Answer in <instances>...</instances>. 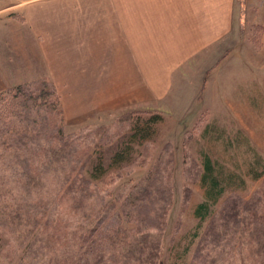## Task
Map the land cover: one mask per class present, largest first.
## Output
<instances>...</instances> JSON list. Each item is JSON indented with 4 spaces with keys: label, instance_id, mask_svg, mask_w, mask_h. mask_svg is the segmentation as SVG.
Here are the masks:
<instances>
[{
    "label": "rangeland",
    "instance_id": "1",
    "mask_svg": "<svg viewBox=\"0 0 264 264\" xmlns=\"http://www.w3.org/2000/svg\"><path fill=\"white\" fill-rule=\"evenodd\" d=\"M259 1L252 0V5L257 7ZM243 4L245 8L241 6V13L246 14L244 9L249 6L245 0ZM254 23V38L249 33L246 44L255 59L249 61L246 57L248 46L239 44L238 52L228 50L217 67L208 70L204 84L196 92L181 89L171 92L161 103L168 107L161 111L164 120L156 125L150 139L133 145L127 156L129 160L118 167L110 159L130 134L128 119L138 114L144 116L141 111L152 112V106L91 110L87 107L89 95L86 91L59 92L57 86L45 81L26 85L33 90L54 91L59 100L60 116L47 114L45 118L52 134L50 141L54 144L67 142V154L76 157L72 166L78 173L67 186L68 192L65 189L61 196L56 194L51 212L54 219L65 228L76 229L85 221L77 216L90 213L89 209H84V202L92 215L101 205L113 214L119 210L122 215L128 213L129 216L130 210H135L138 217L131 216L139 220L136 231H162L160 244L166 252L165 264H191L195 249L205 245H199L196 237L187 252L183 251L191 231L199 223L193 211L203 199L200 175L204 154L230 171L241 172L245 184L237 190L227 189L213 207L215 216L201 223L199 235L211 228L214 218L219 219L214 222L219 224L227 217L230 224L225 226V231L240 225L242 219L237 215L240 206L236 202L241 199L259 200L264 207V60L261 55L264 28L258 18ZM247 30L244 26L243 31ZM91 96L95 94L91 93ZM207 126L208 132H205ZM57 127H60V133L56 131ZM59 145H56L57 149L54 146L56 150L53 147L54 153H63ZM98 159L102 160L106 174L100 180L87 182L83 177H87L86 171L91 170ZM251 168H256L261 176L250 179ZM87 194L90 199L84 198ZM145 196L150 202L139 203ZM151 248L150 253H154L157 245ZM239 257L234 254L232 261L245 264ZM216 261L231 262L224 254ZM0 264H25L13 241L7 244L5 239L0 240Z\"/></svg>",
    "mask_w": 264,
    "mask_h": 264
},
{
    "label": "crops",
    "instance_id": "2",
    "mask_svg": "<svg viewBox=\"0 0 264 264\" xmlns=\"http://www.w3.org/2000/svg\"><path fill=\"white\" fill-rule=\"evenodd\" d=\"M245 2L246 14L244 0H0V92L45 81L86 91L91 110L161 113L171 92H196L254 38L256 18L264 28V0Z\"/></svg>",
    "mask_w": 264,
    "mask_h": 264
},
{
    "label": "trees",
    "instance_id": "3",
    "mask_svg": "<svg viewBox=\"0 0 264 264\" xmlns=\"http://www.w3.org/2000/svg\"><path fill=\"white\" fill-rule=\"evenodd\" d=\"M141 113L144 116L138 114L128 119L130 134L110 159L117 167L129 160L133 145L150 139L156 125L164 120L160 112ZM47 114L60 116L59 100L51 89L15 86L0 92V240L5 239L7 244L13 241L25 264H165L166 252L160 244L162 231H136L135 210H130L129 217L119 210L110 213L101 205L92 215L84 202V209L90 213L77 216L85 221L76 229L65 228L54 219L51 212L56 194L61 196L65 189L68 192L67 186L78 171L72 166L75 155L67 154L65 149L67 142L57 143L63 153H54L57 144L50 141ZM57 128L60 133V127ZM205 130L208 132V126ZM86 174L83 179L87 182L103 178L106 168L102 160L98 159ZM249 174L252 180L261 176L256 168H251ZM200 184L204 188L203 199L193 211L199 223L183 251L187 252L196 237L199 245H205L195 249L191 264H235L234 254H239L245 264H264V207L259 200L241 199L237 203L233 198L240 206V225L225 231L230 224L227 217L219 224L214 223L219 220L214 218L211 228L199 235L201 223L215 216L213 207L227 189L244 187L242 173L230 171L204 154ZM140 202L148 204L150 198L145 196ZM153 245L157 249L150 253ZM222 254L231 262L216 261Z\"/></svg>",
    "mask_w": 264,
    "mask_h": 264
}]
</instances>
